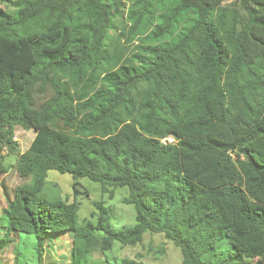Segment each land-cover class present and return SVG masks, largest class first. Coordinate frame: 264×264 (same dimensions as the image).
<instances>
[{
	"label": "trees",
	"instance_id": "1",
	"mask_svg": "<svg viewBox=\"0 0 264 264\" xmlns=\"http://www.w3.org/2000/svg\"><path fill=\"white\" fill-rule=\"evenodd\" d=\"M3 3L0 176L15 127L35 137L16 154L25 180L0 208V250L34 233L44 264L49 237L72 232L73 264H110L93 255L150 233L182 264H264V0ZM51 169L72 174L73 201L43 193ZM82 178L127 188L135 222L96 201L80 223Z\"/></svg>",
	"mask_w": 264,
	"mask_h": 264
},
{
	"label": "rangeland",
	"instance_id": "2",
	"mask_svg": "<svg viewBox=\"0 0 264 264\" xmlns=\"http://www.w3.org/2000/svg\"><path fill=\"white\" fill-rule=\"evenodd\" d=\"M0 6L6 10L8 8L6 3L0 4ZM16 128L17 152L11 154L7 159V164L9 166L12 164L11 169L0 176V208L7 206L15 195L16 186L25 180L16 168V154L26 151L35 137L33 129L27 130L22 126ZM78 187L82 192L76 197V200L80 201L78 210L80 223H84L85 219L92 218L91 212L95 210L96 201H104L110 207L113 214V223L117 227L132 225L135 222L133 206L123 202V198L128 196L127 188H118L115 190V195H110V192L101 193L100 184L89 178L80 179ZM43 193L51 198L73 201L75 197L72 174L62 173L55 169L49 170ZM2 235L3 228L0 227V237ZM53 235L57 240H54L51 247L46 249L48 253L45 254L46 257L43 256L45 257L44 263L73 264L72 232H67L65 235L62 233ZM36 242L37 237L34 233H19L13 242L0 250V264H39ZM125 256L140 258L145 264H182L183 259L181 249L166 239L164 235L150 233L146 234L143 242L136 246H121L120 243L116 242L112 250L104 257L109 258L110 264H119L118 262Z\"/></svg>",
	"mask_w": 264,
	"mask_h": 264
},
{
	"label": "crops",
	"instance_id": "3",
	"mask_svg": "<svg viewBox=\"0 0 264 264\" xmlns=\"http://www.w3.org/2000/svg\"><path fill=\"white\" fill-rule=\"evenodd\" d=\"M130 206V205H129ZM67 232H65V233H63L62 232V234L63 235H65ZM55 234H61V233H55ZM72 235H73V233H72ZM52 237L50 238V240H51V244L49 245V244H47L46 245V249H49L50 247H51V245L53 244V242H54V240H57V238H55V236L52 234L51 235ZM73 238H74V236H73ZM72 244L74 245V239L72 240ZM45 249V252H44V255L46 254V253H48V251ZM72 249H74V247H72ZM43 255V256H44ZM92 255L90 254V257H91ZM45 257H46V255H45ZM45 257H43V261L45 262ZM93 257H94V259L93 260H96V261H100V262H98V263H101V262H103L104 261V259H105V257H104V255H102V254H100V255H96V254H94L93 255ZM45 264V263H44ZM51 264V263H50Z\"/></svg>",
	"mask_w": 264,
	"mask_h": 264
},
{
	"label": "clouds",
	"instance_id": "4",
	"mask_svg": "<svg viewBox=\"0 0 264 264\" xmlns=\"http://www.w3.org/2000/svg\"><path fill=\"white\" fill-rule=\"evenodd\" d=\"M16 127H20V126L17 125ZM16 127H15V130L17 129ZM30 130H31V129H30ZM15 135H16V134H15ZM33 139H34V138H33ZM33 139H32V141H33ZM15 140H16V139H15ZM173 140H174V139H173L172 137L162 139V141L165 142V143H166L167 141L172 142ZM32 141H31V142H32ZM29 146H30V145H29ZM24 152H25V151H24ZM18 153H23V152H18ZM13 198H14V197H13Z\"/></svg>",
	"mask_w": 264,
	"mask_h": 264
}]
</instances>
